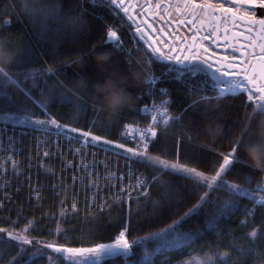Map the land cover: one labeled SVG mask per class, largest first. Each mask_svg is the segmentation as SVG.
<instances>
[{"label":"snow or ice","instance_id":"snow-or-ice-1","mask_svg":"<svg viewBox=\"0 0 264 264\" xmlns=\"http://www.w3.org/2000/svg\"><path fill=\"white\" fill-rule=\"evenodd\" d=\"M89 2L107 4L132 21L135 25L134 35L144 42L145 55L148 57L149 64L153 63V60L165 63L167 72L175 73L174 78L177 80L202 74L207 77L205 83L210 81L215 91L212 96L205 95L193 101L179 114L170 112L171 101L168 99L161 100L159 104H153L152 109L147 106L140 109L145 113L152 111L151 123L143 128H133L131 124L124 125V133L138 139L136 147H126L122 143L115 144V147L129 154L127 157L129 162L135 160L143 163L146 167L154 169V173L150 179L144 174H139L136 183L128 185L122 183L123 176L118 177L120 186L108 198L100 195L103 188L96 178L99 174L93 175V166L84 163L82 149L74 150V154L81 155V163L77 168L88 173L86 188L92 193L90 199L86 201L88 215L85 220L95 222L96 214L92 212V209H97L99 213L107 212L110 216L111 206L107 204L109 198L113 199L123 211V215L117 214L113 220L117 234L112 242L95 243L89 247H71L66 243L35 238L31 235L34 227L32 222H28L19 230H15V222H13L12 230L0 227V234H3L0 235V243L13 242L16 248L15 255L10 257L8 264H24V257L28 260L43 257L46 264H61V262L63 264H103L109 259L123 258L127 264L128 258L134 254V247L143 250V257L139 264H151L152 258L158 253L166 256L171 250L183 249L185 246L194 250V245L202 231L216 229L222 218L232 215L240 206L239 198L251 196L257 189L264 193V185L258 184L257 189L249 190L242 187L240 183L232 182L228 175L236 164L249 163L248 159L242 160L238 154L243 151L244 143L250 139L246 122L264 115V16L257 15V9L264 10V0H158L156 4H153L152 0H145L144 4H139L138 0H89ZM80 3L82 6L84 0H80ZM23 4L25 12L34 18L41 40L52 45L54 54L67 38L69 25L75 28L77 25L86 23L83 15L86 9L81 7L80 15H69L60 0H23ZM137 8L140 10L137 11ZM157 17L164 21L166 27H154L151 21H155ZM5 24H10V21L6 20ZM182 28L186 29V32H182ZM105 37V44H111L118 51L124 50L121 36L118 35L116 28L107 27ZM13 39L9 36L10 42ZM220 47L223 48V54L214 50ZM7 51L10 53V60L3 68H0V96H8L11 99L10 94L4 91V86L11 84L19 88L33 105L43 110L44 118L37 117L31 108L24 106L21 109L22 114H4L0 116V119L45 133L55 129L57 136L63 132L78 133L77 139L85 146L99 143L114 144V141L95 135L91 130L83 131L78 127L60 123L48 112L46 102L36 100L30 89L21 87L22 80L30 81L33 89L38 88L39 81H44L47 85L49 76H56L58 85L66 87L59 80L57 75L59 70L56 67L48 64L47 61L37 64L34 59L33 45L20 37L15 39L14 44L10 43ZM125 59L126 63L131 65V60L127 56ZM63 63L65 62L61 61V64ZM26 65L31 67H25ZM156 79L149 77L145 83L155 85ZM39 91L42 97L45 96L44 88H39ZM159 91L163 95H170L167 89L161 88ZM53 94V89L48 88L47 95L50 97ZM241 95L246 97L245 108L250 107L251 111L246 113L239 131V138L230 141L228 151L219 152L208 149L215 151L219 157L218 163L212 166L211 171L206 172L181 162L182 143L192 141V136L184 123V117L189 108H195L196 104L202 101L215 99L218 104L222 99L239 98ZM77 99L80 98L77 97ZM189 123L194 122L189 119ZM174 129L178 131H173ZM180 132L184 135L179 134ZM170 136L175 140L172 158L167 156L166 149L157 153L151 151L159 138L167 139ZM48 155L47 151L43 153L44 157ZM8 159L11 160V157ZM11 162L15 169L16 162L14 160ZM68 167H72L71 162L68 163ZM3 173L4 169L0 168V176H3ZM165 174L191 180L196 189H203V191L196 202L178 219H173L171 223L158 231L149 232L137 239H130L129 231L134 207L138 208L141 201L145 204L151 202L154 217L172 200L173 186L170 181L163 178ZM71 179L75 184L78 177L73 174ZM153 185L161 191V198L152 197ZM106 186L110 189L116 188L110 182ZM34 192L39 199V189H34ZM220 192L226 194L227 198L222 204L217 205L212 197ZM205 205L216 208L214 213L206 214L205 228L182 231L181 225L193 216H199ZM258 205L264 206V194L255 200L251 208L245 205V219L242 223L247 224ZM70 208L71 213L78 212L75 200ZM68 214L69 209L65 206L59 216L66 218ZM261 228H264V221L259 226L254 225L244 235L243 244H238L233 236L223 250L217 244L214 252L209 251L203 256H193L190 260L179 261L177 264H239L233 257L250 255L257 247L256 241L264 240V232H261ZM63 231L65 229L58 222L56 234L59 235ZM150 242L154 244L152 251L148 248ZM260 256L258 264H264V252H261ZM0 264H3L2 256H0Z\"/></svg>","mask_w":264,"mask_h":264},{"label":"trees","instance_id":"trees-1","mask_svg":"<svg viewBox=\"0 0 264 264\" xmlns=\"http://www.w3.org/2000/svg\"><path fill=\"white\" fill-rule=\"evenodd\" d=\"M60 3L69 15H80L81 7L86 9L87 11L83 13L86 23L77 25L75 28L69 25L67 38L54 54L52 45L42 41L38 35L37 25L34 18L25 12L23 0H0V41L4 42L6 49L10 43L14 44L15 39L22 37L25 42L34 46V59L37 64L47 61L59 70L57 72L59 80L66 87L58 85L56 76L47 77V85L44 81H39L38 88L35 89L31 88L30 81L22 80L21 87L30 89L36 100L46 102L48 112L60 123L78 127L83 131L91 130L93 134L101 135L105 139L134 147L137 144L126 140L122 132L124 125L129 124L131 119L147 118V115L140 111L144 106L167 98L171 101L170 112L179 114L193 101L202 96L214 94L215 90L211 87V82L205 83L207 77L202 74L177 80L174 78L175 73L167 72L165 63L153 60V63L149 64L143 42L132 33L130 24L118 10L107 4L90 3L89 0H84L82 6L80 0H60ZM6 20L10 21V24H5ZM109 26L118 30V35L122 39L123 51L115 50L111 44L104 43L106 29ZM9 36L14 38L11 42ZM93 46H95V51H93ZM101 52L110 54L109 61L104 65L97 64L94 59L95 54ZM126 56L131 60V65L126 63ZM61 61L65 63L61 64ZM25 67H31V65ZM133 68L140 72L139 80L136 82L131 79ZM110 75L129 78L122 86L132 94L135 101L132 107H125L113 119L106 118L104 113L97 110L93 90L94 84L103 83ZM149 77L157 78L155 85L145 83ZM39 88L45 89V96L40 95ZM48 88H52L54 93L50 97L47 95ZM161 88L167 89L170 95H163L159 91ZM4 91L10 94L11 99L8 96H0V116L12 113L22 114V107L27 106L37 117L44 118L43 110L33 105L19 88L7 84L4 86ZM245 100L244 95L239 98L222 99L218 104L215 99H210L197 103L195 108H189L185 114L184 123L192 136V141L182 143L181 162L210 172L212 166L218 163L219 157L215 151L208 149L219 152L229 150L230 141L235 138L232 133L234 131L239 133L246 113L251 111L250 107L245 108ZM189 119L194 123L190 124ZM213 123H220L225 131V135L214 142L210 141L204 132L205 125ZM5 127L11 136L8 143L13 146L12 153L16 155L17 167L13 169L12 164L7 163V172L3 176V179L7 181L0 186V204H2L0 227L12 230L13 222H15V230H19L28 222H32L34 227L31 235L35 238L66 243L71 247H89L95 243L112 242L117 234L113 220L117 214L123 215V211L114 201L107 202L111 206L110 216L107 212L92 211L96 214L95 222L85 220L88 211L82 208H78L75 214L71 213V209L68 208L69 214L66 218H61L60 211L70 203L72 168L66 166L59 153L55 154L56 152L52 151L47 157L43 156L41 150L47 148L49 144L47 141L39 140L37 133L42 131L0 119V138L5 137ZM54 131L56 130L52 129L49 132ZM179 134L184 135L183 132ZM174 146L173 137L170 136L167 139L161 137L155 142L151 151L157 153L166 149L167 156L172 158ZM117 151L120 153L117 161L119 167L123 168L130 164L141 170L149 179L151 178L154 169L135 160L129 162L127 159L129 154L120 149ZM238 154L242 160L247 159L243 151ZM228 175L232 182L240 183L242 187L249 190L257 189L258 184H264V172L255 170L250 163L236 164ZM163 178L170 181L173 186L172 200L164 205L154 217L151 202L145 204L141 201L138 208L134 207L129 231L130 239H137L149 232L158 231L171 223L173 219H178L188 207L196 202L203 191V189H196L191 180L168 174H165ZM34 189H39V199ZM151 191L154 199L161 198L162 194L158 187L153 185ZM261 194L264 193L257 189L253 195L239 198L240 206L232 215L222 218L216 229L202 231L194 245V250L185 246L183 249L171 250L166 256L158 253L152 258L151 264H177L179 261L190 260L193 256H203L209 251L214 252L217 244L223 250L233 236L238 244H243L244 235L254 225L259 226L264 221V206L258 205L247 224L242 223L245 219V205L251 208ZM226 198V194L222 192L215 193L212 197L217 205L222 204ZM215 211L216 208L212 205H205L199 216H193L181 225V230H203L206 214ZM58 222L65 229L59 235L56 234ZM261 232H264V228H261ZM10 244L13 246L10 247ZM256 244V249L250 255L233 257V259L238 260L239 264H258L261 259L260 253L264 252V240L258 239ZM148 248L152 251L154 244L150 242ZM15 252L13 242L0 243V256H2L3 264H8ZM142 257L143 250L134 247V254L128 258L127 264H139ZM24 264H46V261L43 257L32 260L24 257ZM103 264H125V261L123 258H115L106 260Z\"/></svg>","mask_w":264,"mask_h":264},{"label":"built area","instance_id":"built-area-1","mask_svg":"<svg viewBox=\"0 0 264 264\" xmlns=\"http://www.w3.org/2000/svg\"><path fill=\"white\" fill-rule=\"evenodd\" d=\"M167 99V98H164ZM163 100V99H162ZM159 102H152L150 105H147L149 109H152L153 104H159ZM145 107V106H144ZM143 107V108H144ZM154 111V109H153ZM144 115H147V118H136L131 119V124L133 128H143L147 124L151 123V115L152 111L150 112H142ZM5 137L0 138V168L4 169L3 176L7 172V163H11V161H16V155L12 153V145L9 144V138L11 137L8 134V129L5 127ZM54 132L44 133L38 132L37 135L40 141L48 142L49 146L47 148H43L41 150L42 154L47 151L49 154L50 152L54 151L55 154H60L64 160L66 166L68 163L71 162L72 164V171L71 177L75 174L78 179L75 184L71 179L72 189L70 192V203L69 206L65 205L66 207L70 208L71 204L75 200L77 203L78 208H82L86 210V201L90 199L92 193L86 188L88 183L89 175L86 172L78 170L77 166L81 163V155L74 154V150L76 148H81L83 152V160L84 163L93 166V175L99 174L96 178L98 183L102 186L103 191L100 193L101 196L108 198L112 195V192L119 188L120 181H118V177L123 176L122 183L124 185L128 184H135L136 178H138L139 174H143L141 170L138 168L127 164L125 167L121 168L118 166V155L120 154L116 148L113 146H103L99 144L95 145H83L78 139V133H69L63 132L59 136ZM123 136L126 140L132 141L134 143H138V139H134L133 136L126 135L123 131ZM82 139V138H81ZM43 145V144H42ZM49 147H51L49 149ZM11 157V160L8 158ZM107 166V167H106ZM111 173V175H109ZM3 176H0V186H3L6 183V179H3ZM111 183L116 186L114 189L108 188L106 185ZM114 201L113 199H107V202ZM99 203V202H98ZM71 209V208H70ZM97 209H92V211Z\"/></svg>","mask_w":264,"mask_h":264},{"label":"clouds","instance_id":"clouds-1","mask_svg":"<svg viewBox=\"0 0 264 264\" xmlns=\"http://www.w3.org/2000/svg\"><path fill=\"white\" fill-rule=\"evenodd\" d=\"M203 18V17H202ZM99 65L106 64L110 59L107 52L97 53L94 56ZM10 60V53L7 51L4 42L0 41V68H3ZM140 72L138 69L131 70V79L133 82L139 80ZM128 77L110 75L103 83L93 85V90L97 103V110L106 115V118L113 119L117 117L125 107H132L134 97L126 90L124 85ZM249 129L250 139L244 143L243 152L250 165L257 171L264 172V115L252 118L246 122ZM204 132L210 141H216L225 135L223 125L220 123L206 124ZM232 136L239 138V133L234 131Z\"/></svg>","mask_w":264,"mask_h":264},{"label":"flooded vegetation","instance_id":"flooded-vegetation-1","mask_svg":"<svg viewBox=\"0 0 264 264\" xmlns=\"http://www.w3.org/2000/svg\"><path fill=\"white\" fill-rule=\"evenodd\" d=\"M157 2H158V0H152V3L153 4H156ZM138 3L139 4H144L145 3V0H138ZM139 10L140 9L137 8V11H139ZM161 14H163V11L162 10H161ZM257 14H258V16H264V10L257 9ZM121 15L126 20L125 16L122 13H121ZM140 18H143V17H140ZM126 21L130 24L132 33L134 34V32H135V25L132 24V21L131 22L128 21V20H126ZM151 22L153 23L154 27H157V28H159L161 26H165L164 21L160 20L158 17H157V19L155 21H151ZM181 31L182 32H186V29L182 28ZM206 43H210V42H206ZM143 44H144V42H143ZM214 50L217 51V52H219L220 54H223V48L222 47H220V48H214Z\"/></svg>","mask_w":264,"mask_h":264},{"label":"rangeland","instance_id":"rangeland-1","mask_svg":"<svg viewBox=\"0 0 264 264\" xmlns=\"http://www.w3.org/2000/svg\"><path fill=\"white\" fill-rule=\"evenodd\" d=\"M258 15V14H257ZM55 130V129H54ZM124 131V130H123ZM123 133V132H122ZM122 136H123V134H122ZM100 145H103V146H113L114 148H116L115 147V144H121V143H119V142H114V144L113 145H106V144H103V143H99ZM123 144V143H122ZM136 145V144H135ZM126 147H129V146H127V145H125ZM134 147H136V146H134ZM116 149H119V148H116ZM121 151H123L122 149H120ZM124 152V151H123ZM262 185H264V184H262Z\"/></svg>","mask_w":264,"mask_h":264},{"label":"water","instance_id":"water-1","mask_svg":"<svg viewBox=\"0 0 264 264\" xmlns=\"http://www.w3.org/2000/svg\"><path fill=\"white\" fill-rule=\"evenodd\" d=\"M259 10H260V9H259ZM122 14H123V13H122ZM123 15H124V14H123ZM125 18H126V20H128L126 16H125ZM141 19H142V18H141ZM128 21H130V20H128ZM130 22H131V21H130Z\"/></svg>","mask_w":264,"mask_h":264}]
</instances>
